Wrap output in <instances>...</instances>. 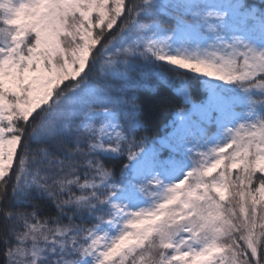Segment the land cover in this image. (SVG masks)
Returning <instances> with one entry per match:
<instances>
[{"label": "snow or ice", "instance_id": "6c2138e0", "mask_svg": "<svg viewBox=\"0 0 264 264\" xmlns=\"http://www.w3.org/2000/svg\"><path fill=\"white\" fill-rule=\"evenodd\" d=\"M0 264H264V0H0Z\"/></svg>", "mask_w": 264, "mask_h": 264}]
</instances>
